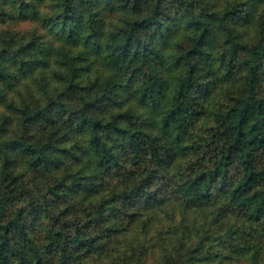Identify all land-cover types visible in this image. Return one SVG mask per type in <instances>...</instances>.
I'll use <instances>...</instances> for the list:
<instances>
[{"label": "trees", "instance_id": "trees-1", "mask_svg": "<svg viewBox=\"0 0 264 264\" xmlns=\"http://www.w3.org/2000/svg\"><path fill=\"white\" fill-rule=\"evenodd\" d=\"M0 264H264V0H0Z\"/></svg>", "mask_w": 264, "mask_h": 264}]
</instances>
